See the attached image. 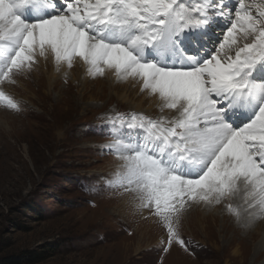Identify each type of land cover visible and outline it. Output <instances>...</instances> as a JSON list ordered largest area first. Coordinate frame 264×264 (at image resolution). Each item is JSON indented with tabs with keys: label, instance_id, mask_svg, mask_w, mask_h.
Returning a JSON list of instances; mask_svg holds the SVG:
<instances>
[{
	"label": "snow or ice",
	"instance_id": "6c2138e0",
	"mask_svg": "<svg viewBox=\"0 0 264 264\" xmlns=\"http://www.w3.org/2000/svg\"><path fill=\"white\" fill-rule=\"evenodd\" d=\"M49 58L131 80L172 113L109 114L102 129L120 162L107 187L134 193L164 252L189 250L181 219L196 205L244 228L264 219V0H0V106L19 112L2 86Z\"/></svg>",
	"mask_w": 264,
	"mask_h": 264
},
{
	"label": "rangeland",
	"instance_id": "374dc122",
	"mask_svg": "<svg viewBox=\"0 0 264 264\" xmlns=\"http://www.w3.org/2000/svg\"><path fill=\"white\" fill-rule=\"evenodd\" d=\"M46 61L41 59L33 71L17 76L16 84L2 86L21 110L0 106V264L24 252H44L45 260L36 264H214L223 234L210 237L207 229L187 221L186 212L180 237L189 250L173 244L164 252L165 231L156 220L148 221L147 211L138 217L141 212L133 206V193L107 187L120 162L105 154L104 146L111 140L102 132L107 127L103 117L167 115L159 109L150 111V96L136 87L118 90L128 103L82 94L86 72L75 81V66L57 72ZM76 63L84 66L79 60ZM51 74L55 83L48 88ZM139 103L148 113L134 111L131 104ZM200 206L202 214L212 208L217 211V207ZM263 222L251 226H260L257 242L264 238ZM142 225L157 230L135 249V228Z\"/></svg>",
	"mask_w": 264,
	"mask_h": 264
},
{
	"label": "bare ground",
	"instance_id": "6f19581e",
	"mask_svg": "<svg viewBox=\"0 0 264 264\" xmlns=\"http://www.w3.org/2000/svg\"><path fill=\"white\" fill-rule=\"evenodd\" d=\"M46 62L49 63L50 66L54 65L51 58H49ZM74 66L76 70V75L74 77L75 81H77L80 79V75L85 73V67L83 66L81 68L79 65L77 66V63H75ZM54 74H51V76L46 80V86L48 88H51V85L55 83V79L53 77ZM98 79H100V81L88 78V76H86L83 79L84 82L81 89L82 94H86L89 92L90 94H92L91 97H96L99 101H101L103 97H112L113 99L115 98L117 100H120L122 103H128V99L126 98V96L121 94L118 90L121 89V87L130 86L136 87L137 91L140 89V85L134 84L131 80H129L128 82H116L111 73H106L104 77H99ZM114 90L115 92H113ZM133 93L136 92L133 91ZM146 94L147 93H144V95ZM155 102L159 103L156 97L150 96L148 109H150V111L152 112H154L156 109H159V106L155 104ZM131 105L134 106V111H142L148 113L147 111H145L147 109H144L143 105H141L140 103ZM163 114L167 116L172 115V113H169L167 111H165ZM241 195H243V193ZM131 196L134 197V193ZM133 201H135V198H133ZM237 202L242 203V200H239ZM133 206L137 208L136 201L134 202ZM216 207L217 211L220 210V212L214 211V208H212L210 210H207V214H202L201 206L196 205L188 209L187 212L189 213L186 217L187 221L193 223L194 227H201V230L207 229L209 231L210 237L215 236V234H223V239L221 240L224 243L223 245L221 244L222 247L219 248L220 250L218 249L216 250V252H214V257L216 258L214 264H264V238L259 242L256 241L257 237L259 238L258 229L261 226L262 222L260 221V226H258L256 229L251 228V226L248 228H244L241 227V224L238 223L234 217H232L225 211L222 205ZM143 215H147L146 210L141 212V215H139L138 217H141ZM149 217L150 218H148V221L152 222L155 220L153 216L150 215ZM219 218L221 220H219ZM220 223H222V226H219ZM156 230L157 229L154 225H148V228H145L144 225L136 227L135 233L137 236V246L135 249H138L139 244L144 242L146 243V241L149 240L150 233ZM230 248L235 250L232 251L231 254H227ZM124 251H126V249ZM171 252L172 251H170V253ZM238 258H240L239 262L237 261Z\"/></svg>",
	"mask_w": 264,
	"mask_h": 264
},
{
	"label": "trees",
	"instance_id": "16d2710c",
	"mask_svg": "<svg viewBox=\"0 0 264 264\" xmlns=\"http://www.w3.org/2000/svg\"><path fill=\"white\" fill-rule=\"evenodd\" d=\"M42 254L41 253H33V252H31V253L24 252L17 257H10L9 259H7V261H8L7 264H20L23 261H25L28 264H36V263H39V262H42L43 260H45L46 257Z\"/></svg>",
	"mask_w": 264,
	"mask_h": 264
}]
</instances>
